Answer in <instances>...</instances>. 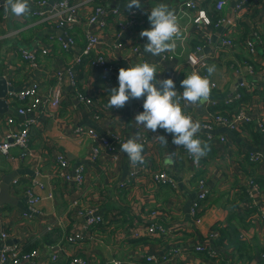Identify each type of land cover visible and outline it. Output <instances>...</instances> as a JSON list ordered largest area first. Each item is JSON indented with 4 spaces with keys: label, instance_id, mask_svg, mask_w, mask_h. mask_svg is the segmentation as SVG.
<instances>
[{
    "label": "crops",
    "instance_id": "0c3cea01",
    "mask_svg": "<svg viewBox=\"0 0 264 264\" xmlns=\"http://www.w3.org/2000/svg\"><path fill=\"white\" fill-rule=\"evenodd\" d=\"M73 1L79 4L83 19L81 24L73 27L77 43L69 51L60 45L58 36L61 31L54 23L33 15L30 3V14L22 18L13 17L10 11H6V6L4 10L0 9V76H4L15 91L38 82L44 96L57 86L63 94V101L56 109L41 106L31 113L35 122L30 128L28 156L21 158L19 147L11 149L13 158L0 155V188L4 179L10 177V195L18 201L17 204H0V238L6 231L9 233L6 242L24 243V249L38 250L40 264H72V258L78 254L87 258L89 264H229L235 262L236 255L232 248L219 245L221 232L217 226L227 225L233 214L239 219L250 211L245 222L233 218L241 238L249 243L253 254L252 260L238 264H264V190L260 186L257 191L252 182L264 176V0L243 7L240 18L236 15V6L241 0H229L220 11L233 24L227 25L229 29L226 25L211 26V42L205 49L210 58L209 66L216 67L212 77L218 86L211 91L208 102L187 109V114L202 124L213 112L212 102L218 100L222 103L229 98L242 80L253 84L249 91L243 92L250 97L241 105L243 115L250 122L241 123L238 130L218 127L213 139H207V132L202 129L199 138L209 145L210 150L201 158L203 168L195 176L185 148L181 147L177 157L171 156L172 134L162 129L149 131L151 141L144 146L145 165L152 169H166L177 180V186H157L148 173L143 172L126 188H119V183L128 181L135 169L127 154L120 151L119 146V159L95 160L91 156L92 141L86 134L76 133L75 129L93 128L107 136L116 132L126 141L138 134L136 107L143 104L145 98L130 100L122 109L107 107L111 89L119 86V71L108 73L104 78L103 70L91 64L93 54L82 55L80 63L75 59L81 56L86 45L85 21L92 8L100 3L114 5L116 1ZM187 1L141 0L142 22L127 31H121L115 19L108 17L100 34L98 51L103 52L110 62L128 68L144 62L154 64L157 80L172 78L176 90L182 93L181 81L190 73L186 65L187 55L200 41L190 27V19L196 12L185 8ZM121 2L127 3V0ZM197 2L211 17L212 2ZM158 3H165L172 11L181 14L182 36L176 39L175 50L169 52L173 55L171 61H162L146 52H143V58L133 49L135 43L142 47L146 45L147 38H141L140 33L151 27L148 15ZM121 9L130 10L127 6ZM120 32L121 36L118 35ZM226 33L236 43L234 47L222 44ZM248 40L255 43L254 53L245 46ZM21 48L36 50L39 65L32 66L25 60ZM43 48L49 52L43 54ZM249 65L253 66L254 72ZM68 68H74L78 75L76 87L67 77L58 83L57 73ZM78 91L91 96L98 105L104 106L103 110L95 114L79 99ZM7 103L6 111L0 112V140L16 128L18 121L24 120L18 114L23 102L12 92L8 94ZM238 112L240 114L239 107ZM10 117L15 122H9ZM252 130L256 133L253 134ZM160 135L166 137L167 147L154 139ZM221 135H226L227 139L222 140ZM60 154L68 159L71 175L78 165L85 166L86 179L81 187L59 174L57 157ZM254 154H259L261 160L252 161L250 156ZM201 177L207 179L211 193L204 203L202 222L197 224L190 215V206ZM34 179L41 182L37 192L44 199L38 205L40 213L24 218L28 204L25 190ZM246 196L249 197L247 201L243 199ZM75 198H79L85 208H97L98 214L105 218V223L94 226L91 235L81 243L67 240L87 219L72 209L71 201ZM154 211L157 214H153ZM156 222L167 230L149 233L148 228ZM217 230L219 236L215 243L220 251L216 258H212L196 247ZM58 250H62L59 258L52 259L51 255ZM148 255H155L159 262L148 261Z\"/></svg>",
    "mask_w": 264,
    "mask_h": 264
},
{
    "label": "built area",
    "instance_id": "2783aa9c",
    "mask_svg": "<svg viewBox=\"0 0 264 264\" xmlns=\"http://www.w3.org/2000/svg\"><path fill=\"white\" fill-rule=\"evenodd\" d=\"M110 3L112 1H124V0H108ZM199 0H189L184 3L186 9L195 10V15L190 19V27L194 34L200 38V43L197 44L192 51L187 55L186 65L190 68L191 74L193 71L198 72L202 76L207 75L206 66L210 64V58L205 49L207 45L211 42V26H223L232 25L233 21L221 15L216 22H213L211 17L207 12L202 9L198 2ZM216 9L220 12L224 9V6L229 0H215ZM255 1L258 0H241L237 6V18L241 17L242 8L247 7V5H253ZM29 3L33 6L32 14L38 16L40 19L48 23H54L56 28L61 31L58 36L60 45L63 50L69 51L76 45V38L73 34V27L75 24H81L83 19V12L80 11L79 4L73 0H29ZM6 6V0H0V9L4 10ZM178 23H180L181 14L178 11L174 12ZM108 17H112L116 21V25L121 31L131 28L134 25L140 24L142 22V12L141 9L132 8L130 10L124 11L121 8L113 5H104L102 3L96 4L85 21V35H86V45L82 50L81 56L76 57L75 62L80 63L82 61V55H91V64L97 68H100L105 73L104 78H107L108 73L119 71L120 68L127 69L128 67L114 64L109 61L108 57L103 53L98 51V46L101 44L100 34L107 25ZM228 27V26H227ZM181 28V27H180ZM229 29V27H228ZM121 36V32L118 34ZM148 41H146V44ZM222 44L224 46L234 47L235 42L229 37V34L222 38ZM264 44V42H263ZM250 53L256 51L255 43L248 40L245 44ZM134 52L136 55L144 58V47L139 43H135ZM49 50L47 48L42 49L43 54H47ZM22 56L27 60L32 66H38V55L37 51L29 48H21ZM147 53V52H146ZM148 55H151L148 53ZM160 58L162 61L173 60V55L166 52L160 56H155ZM251 71L254 72L252 65L248 66ZM58 83L67 77L69 83L76 87L78 83V75L74 68H68L65 71H59L57 73ZM212 90H215L218 86L217 82L210 77ZM253 84L246 83L244 81L239 82L238 89L222 103L218 100L212 102L213 107H219L222 105L231 106L239 102L243 97V92L249 91ZM13 96L18 100L22 101L23 104L18 108V114L22 116L23 121H18L16 128L7 134L6 138L0 140V155L8 156L13 158L11 154V149L13 147L21 148V158H25L30 154L29 141H30V128L35 122L34 118L31 117V113L39 109L41 106H52L57 108L63 101V94L59 86L52 90L48 95L44 96L41 92V85L38 82H33L32 84L24 87L18 91L12 92ZM79 99L90 109L95 111V114L100 113L104 106L98 105L95 100L80 91L77 92ZM143 104H138L136 107V115L143 112ZM239 112L235 115L228 116L221 113L220 110L213 111L210 118L202 122L203 132H207L205 137L207 139H213L215 130L218 127H225L232 130H238L241 123H248L250 119L243 115L242 106H239ZM9 122H15L13 117L9 118ZM163 130V129H162ZM76 133L82 135L86 134L92 141L91 156L93 159L98 160L101 158H109L110 160L119 159V146L126 142L125 139L116 132H111L109 136L102 135L93 128L77 127L75 129ZM137 133L140 136L139 142L144 146L149 145L151 138L146 129L142 126H137ZM222 140H226V135L220 136ZM181 152V147H177L172 143L171 156L177 157ZM188 161L192 165L193 175H197L203 168L201 159L194 160L187 152ZM252 161L261 160L259 154H254L250 156ZM57 162L59 163V174L66 180H74L78 187H81L85 183L86 169L84 165H78L74 168V175L70 174V163L68 159L60 154L57 157ZM147 172L150 176L152 182L157 186L171 185L176 187L177 180L173 177L166 169H152L151 167L143 164L136 165L135 169L130 173L128 181H123L119 183V188H126L131 184L132 179H135L139 174ZM255 184L257 191H260V185L255 180H252ZM41 186V182L38 179L32 181V185L28 186L25 190L27 196V209L24 212V218H28L33 214L40 213L39 204L44 199L42 195L37 192V189ZM211 189L208 185L207 179L201 177L197 181V191L194 200L190 206V215L193 221L197 224L202 222L204 203L210 196ZM50 196L52 194L50 193ZM71 206L74 212L82 217L86 216L85 224L77 229L73 234L67 237L70 242H83L87 237L91 235V230L96 225H101L105 223V218L103 215L98 214L97 208H85L82 206L79 198L72 199ZM247 208L250 206H246ZM153 214H157L156 211ZM264 217V213H263ZM52 229V227H48ZM166 227L161 223H153L149 228V233L155 232H165ZM219 236L218 231H213L209 234L207 240L197 245L196 249L198 251L207 252L212 258L219 255V250L214 244L215 239ZM9 238V233L6 231L2 233L0 241V263L1 264H40L39 251H25L24 243H8L6 239ZM62 250H58L51 255V258L56 260L59 258ZM264 257V254L262 255ZM148 261L159 262L155 255H148ZM72 264H89L87 258L76 255L72 258ZM116 264V263H114ZM235 264V263H229Z\"/></svg>",
    "mask_w": 264,
    "mask_h": 264
},
{
    "label": "clouds",
    "instance_id": "9594fccd",
    "mask_svg": "<svg viewBox=\"0 0 264 264\" xmlns=\"http://www.w3.org/2000/svg\"><path fill=\"white\" fill-rule=\"evenodd\" d=\"M127 7L141 8V0H127ZM6 11L15 18L30 14L29 0H6ZM151 27L140 33L141 38H147L144 50L152 56H160L172 52L176 48V39L182 32L177 17L165 3H158L148 15ZM207 75L202 76L193 71L181 81L183 92L176 90L172 78L157 80V69L154 64L138 63L129 68H120L118 88H112L107 107L122 109L130 100L145 98L144 111L135 116L137 126H142L148 132L163 129L173 135L172 143L183 147L194 160L206 156L209 145L199 138L202 125L187 114L189 107L203 105L210 100L212 84L210 77L216 72L214 65L206 66ZM183 102V104H182ZM167 147V139L160 135L154 138ZM140 136L129 138L120 145V151L127 154L133 166L146 163L144 145L139 142Z\"/></svg>",
    "mask_w": 264,
    "mask_h": 264
},
{
    "label": "trees",
    "instance_id": "16d2710c",
    "mask_svg": "<svg viewBox=\"0 0 264 264\" xmlns=\"http://www.w3.org/2000/svg\"><path fill=\"white\" fill-rule=\"evenodd\" d=\"M209 1L212 2L211 6H210L211 9H210L209 13L211 14V17L213 18V22H216L218 20V18L221 16V14L219 11L216 10V1L215 0H209ZM197 42L198 43H196L195 45L200 43V41H197ZM249 97H250L249 95H247V96L243 95L242 99L239 102H237L231 106H225L224 105V106L214 107L213 111L220 110L221 113L224 115H228V116L235 115L237 113V108L240 105H243L249 99ZM249 125H250V123H249ZM252 132H253V134L256 133L253 130H252ZM255 181L258 182V184L264 190V176L257 177L255 179ZM243 199H246L245 201H247V200H249V197L246 196ZM238 208H241V207H238ZM249 213H251V212L250 211L246 212L245 214L241 215L242 217L239 219L235 214H233L230 216L229 221L227 222V225H225L224 227L217 226V228L221 232V237H219L220 239L218 240V243L222 247L227 246L229 248H232V250L235 252V255H236V260L234 262L235 264H238L240 262H248L247 260H252V258H253V254L251 252L252 249H251L249 243H247L244 239L241 238L239 230L236 229V226L233 223V218L236 219L237 222H245V219L247 218ZM240 226H246V225H240ZM214 244L216 245L215 241H214ZM218 250L220 251L219 248H218ZM25 251L29 252L31 250L29 248H27V249L25 248ZM201 252H205V251H201ZM205 253H207V252H205ZM214 258H216V257H214Z\"/></svg>",
    "mask_w": 264,
    "mask_h": 264
},
{
    "label": "water",
    "instance_id": "95a60500",
    "mask_svg": "<svg viewBox=\"0 0 264 264\" xmlns=\"http://www.w3.org/2000/svg\"><path fill=\"white\" fill-rule=\"evenodd\" d=\"M113 6L123 8L127 3L116 1ZM15 91V88L8 84L4 76H0V112L6 111L8 108L7 97L9 92ZM10 177L4 179L0 188V204H17L18 201L10 195Z\"/></svg>",
    "mask_w": 264,
    "mask_h": 264
}]
</instances>
